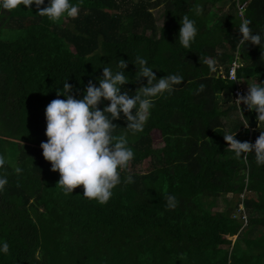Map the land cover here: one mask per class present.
Returning <instances> with one entry per match:
<instances>
[{
    "label": "trees",
    "instance_id": "trees-1",
    "mask_svg": "<svg viewBox=\"0 0 264 264\" xmlns=\"http://www.w3.org/2000/svg\"><path fill=\"white\" fill-rule=\"evenodd\" d=\"M73 3H81L78 18L57 22L37 15L34 5L0 12V154L10 162L0 169L9 180L0 192V241L9 244L0 264H264V165L254 153L244 160L227 150L222 121L238 111L231 103L238 85L264 82L260 48L236 51L242 18L254 32L264 30V0ZM227 3L232 13L220 16ZM160 7L159 29L152 11ZM185 14L198 27L189 49L176 43ZM136 55L148 59L158 79L179 73L185 82L154 100L143 132H128L123 118L113 122L114 135L127 134L135 156L108 203L84 198L83 186L65 194L40 147L47 140V105L66 80L81 98L101 67ZM234 61L241 66L230 81ZM130 62L132 83L125 89L134 93L146 80L135 81ZM241 108L249 126L242 117L231 133L254 143L257 114ZM16 166L23 169L19 176ZM128 175L134 183L123 182ZM168 195L177 197L174 210L166 207ZM219 199L224 209L212 211Z\"/></svg>",
    "mask_w": 264,
    "mask_h": 264
},
{
    "label": "clouds",
    "instance_id": "clouds-1",
    "mask_svg": "<svg viewBox=\"0 0 264 264\" xmlns=\"http://www.w3.org/2000/svg\"><path fill=\"white\" fill-rule=\"evenodd\" d=\"M23 4L24 8L31 9L34 5L37 15L47 17L52 22L64 18L76 19L80 14L81 3H73V0H0V12L16 9ZM196 15L202 14V7L196 6ZM252 21L246 17L239 24L236 51L247 49L249 45L257 46L264 53V30L254 32L250 27ZM180 29L176 43L184 49H189L198 35L196 21L185 14L179 21ZM264 58V57H262ZM129 62L123 59L117 60L115 65L105 64L102 76L96 83L91 80L86 85L81 98L72 94V86L63 83V90L57 93V99L52 100L45 109L46 118V142L40 147L45 161L51 164V170L58 172L60 179L58 185L65 194H72L77 187L83 186V197L106 204L113 196V190L122 183L121 171L126 169L135 153L128 146L127 134L114 135L117 125L114 121L123 118L131 134L143 132L152 115L154 100L165 93H172L177 86L182 85L184 77L179 74H167L157 78L154 68L149 65L146 57L136 55L131 61L137 69L135 81L146 84L134 93L125 89L132 83L126 73ZM231 81V80H230ZM237 81V79H236ZM247 92L244 91L234 102L241 117L244 105L248 111L257 114V125L260 135L254 143L237 140V131L225 132L223 139L228 148L237 159L247 160L248 154L254 153L257 165H264V82H247ZM241 86L238 85L237 89ZM63 96L64 99L59 97ZM109 102L101 110L98 106ZM247 128L249 121L245 118L242 125ZM243 155V158H242ZM10 162L5 155L0 154V169ZM14 171L17 176L23 173L20 166ZM124 183H134L133 177L128 175ZM9 183L7 175L0 173V192ZM178 206L175 195H168L166 207L174 210ZM239 210L244 212L243 205ZM236 239V237H235ZM9 251V244L0 241V254Z\"/></svg>",
    "mask_w": 264,
    "mask_h": 264
},
{
    "label": "rangeland",
    "instance_id": "rangeland-1",
    "mask_svg": "<svg viewBox=\"0 0 264 264\" xmlns=\"http://www.w3.org/2000/svg\"><path fill=\"white\" fill-rule=\"evenodd\" d=\"M245 6H243L241 9H243ZM221 12H220V16L222 15H228V14H231L232 12L229 10V4H225L223 6V8H221ZM216 13L217 10H215ZM153 14H154V18H155V21H156V24L158 26V28L160 29L162 27V24H163V20H162V13H163V8L160 7V8H155L153 9ZM223 70H220V75L222 74ZM255 82V81H254ZM241 88H240V91L244 93V91H246V88L247 86H245L244 84L240 85ZM240 120L242 121V117L240 116L239 112H232L229 114L228 117L226 118H222V121L227 129V131L229 133L232 132V130L234 129L235 126H237L239 123H240ZM259 128V127H258ZM153 136V141H154V148H160L162 147L163 145V142L161 140V135L159 132H154L152 134ZM147 166H148V161H146L145 164L141 165L138 169L139 172H145L146 169H147ZM227 199L231 200L233 202H236V197H233L232 195H227ZM224 209V203H223V200L222 199H219L218 202H217V207H214L212 209V211H222ZM238 214H239V211H238ZM230 239H232L233 241L235 240V237H230Z\"/></svg>",
    "mask_w": 264,
    "mask_h": 264
},
{
    "label": "built area",
    "instance_id": "built-area-1",
    "mask_svg": "<svg viewBox=\"0 0 264 264\" xmlns=\"http://www.w3.org/2000/svg\"><path fill=\"white\" fill-rule=\"evenodd\" d=\"M241 66L240 62L239 61H234L231 65V68L228 72V79L231 80V81H236L237 79V76H236V73H237V69H239V67ZM241 91L240 89H237L235 91V95H236V98L238 95H241Z\"/></svg>",
    "mask_w": 264,
    "mask_h": 264
}]
</instances>
